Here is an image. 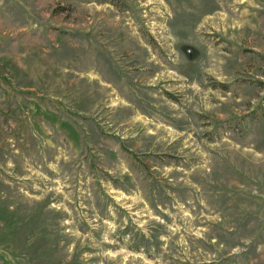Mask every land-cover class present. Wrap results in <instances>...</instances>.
Wrapping results in <instances>:
<instances>
[{
	"label": "rangeland",
	"instance_id": "obj_1",
	"mask_svg": "<svg viewBox=\"0 0 264 264\" xmlns=\"http://www.w3.org/2000/svg\"><path fill=\"white\" fill-rule=\"evenodd\" d=\"M0 264H264V0H0Z\"/></svg>",
	"mask_w": 264,
	"mask_h": 264
}]
</instances>
